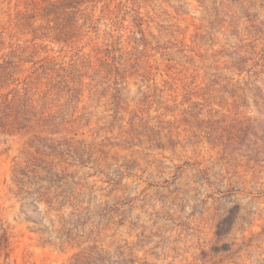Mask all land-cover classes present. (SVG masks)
I'll return each mask as SVG.
<instances>
[{"label":"rangeland","instance_id":"1","mask_svg":"<svg viewBox=\"0 0 264 264\" xmlns=\"http://www.w3.org/2000/svg\"><path fill=\"white\" fill-rule=\"evenodd\" d=\"M0 55V264H264V0H0Z\"/></svg>","mask_w":264,"mask_h":264},{"label":"trees","instance_id":"2","mask_svg":"<svg viewBox=\"0 0 264 264\" xmlns=\"http://www.w3.org/2000/svg\"><path fill=\"white\" fill-rule=\"evenodd\" d=\"M53 6V5H52ZM16 57V55H0V129H18L23 130L27 128V124L30 123L29 116L32 115L33 105L30 98L25 97V94L20 98V102L16 105L13 103V98L8 100L10 91L3 94L1 90L6 89L7 86L18 82V79H14V75L19 73L18 67L20 62H27ZM10 58H18L17 61H13ZM42 62V60L40 61ZM34 65L37 62L33 63ZM44 66L40 65L39 69ZM29 76H27L28 78ZM13 91V89H12ZM34 116V115H32ZM6 242L7 239H4Z\"/></svg>","mask_w":264,"mask_h":264}]
</instances>
